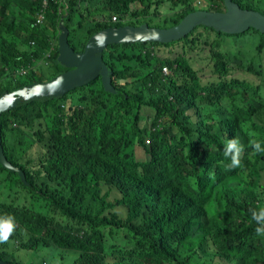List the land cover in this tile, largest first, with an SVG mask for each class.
<instances>
[{
    "label": "trees",
    "instance_id": "trees-1",
    "mask_svg": "<svg viewBox=\"0 0 264 264\" xmlns=\"http://www.w3.org/2000/svg\"><path fill=\"white\" fill-rule=\"evenodd\" d=\"M45 1L0 0V94L69 71L59 62L67 14L70 43L84 52L102 30L136 21L171 28L199 11L198 0L51 1L38 23ZM206 1L209 11H226L227 0ZM233 1L264 15V0ZM249 31L261 36L262 53L264 33L254 28L231 35L204 25L173 43L110 45L104 58L118 93L100 77L62 99L4 113L5 151L27 183L0 164L9 173L0 216L16 224L0 259L24 264L12 253L13 240L23 250L74 253V264H264V237L251 219L264 207V152L250 144L264 148V127L252 120L263 106H251L245 84L231 77L262 71L231 63L223 51L228 38ZM176 48L174 56L159 53ZM207 64L210 82L202 79ZM228 138L244 147L240 167L224 156ZM137 145L146 148V161Z\"/></svg>",
    "mask_w": 264,
    "mask_h": 264
},
{
    "label": "water",
    "instance_id": "water-1",
    "mask_svg": "<svg viewBox=\"0 0 264 264\" xmlns=\"http://www.w3.org/2000/svg\"><path fill=\"white\" fill-rule=\"evenodd\" d=\"M65 15L61 21L59 38V62L69 71L53 80L34 83L14 92L0 94V118L13 109L30 105L33 102L46 103L62 99L69 92L103 79L109 93H118L114 85V70L105 62L104 53L110 45L128 43H173L184 39L200 25L223 31L225 34H242L251 28L264 33V15L253 10H243L233 0L226 1L225 12L199 10L189 14L179 25L171 28L151 27L148 23L140 26L127 25L111 27L95 34L84 52H77L70 43V29ZM0 164L10 172H17L27 183V175L20 167L15 166L7 157L3 127L0 121ZM0 264H14L0 259Z\"/></svg>",
    "mask_w": 264,
    "mask_h": 264
},
{
    "label": "rangeland",
    "instance_id": "rangeland-1",
    "mask_svg": "<svg viewBox=\"0 0 264 264\" xmlns=\"http://www.w3.org/2000/svg\"><path fill=\"white\" fill-rule=\"evenodd\" d=\"M199 1L203 3V6H199V10H208L207 7H209V3L206 0H198V4ZM98 2L102 3L103 0H98ZM258 8L261 12H264V3L259 4ZM133 25L140 26V24H138V21L134 22ZM228 39L229 40L226 41V44L223 47V51L231 54V63L236 64L240 61H244V64L253 65L256 68V71H262V74L260 76L242 71H234V73H231V77H239L241 81L245 84L244 88H247L248 93L246 97H248L251 106H263L262 110H260L255 115V117L252 118V120L258 125L264 127V51L262 53H259L258 51V46L261 42V36L253 31H249L246 35L239 37H231ZM179 52H181V48L163 49L159 53L161 55L174 56L176 53ZM209 53L210 50L207 48V51L203 53L204 57L207 58ZM42 64L43 63H41L40 65ZM260 64L263 68L259 67ZM199 66V63H195L196 68H199ZM212 78L213 74L210 70V64H207V67L202 73V79L204 82H210ZM257 86H259L260 88L256 89ZM240 91L243 93L242 89H240ZM150 113L151 112L149 111L147 115H150ZM147 123L148 118L144 120V124ZM249 135L254 136L260 134L252 131L249 133ZM134 149L137 153V157L139 160L146 161L148 159L145 147L137 145L134 147ZM8 176L9 173L7 171H3L0 167V195L2 193V190L7 189L9 186V182L7 181L9 180ZM6 198L7 194H5L3 199L5 200ZM2 201L3 200H0V202ZM44 212L46 213L47 211ZM10 246L12 249V253H15L16 258L24 264H74L75 258L77 256L74 253H66L53 246L47 247L43 245L36 251L23 250L19 249L16 242L13 240L10 242Z\"/></svg>",
    "mask_w": 264,
    "mask_h": 264
},
{
    "label": "clouds",
    "instance_id": "clouds-1",
    "mask_svg": "<svg viewBox=\"0 0 264 264\" xmlns=\"http://www.w3.org/2000/svg\"><path fill=\"white\" fill-rule=\"evenodd\" d=\"M250 144L255 152H264L258 140H251ZM244 151L243 145L237 138H228L224 142V156L230 158V167L237 168L241 165V155ZM251 219L256 222L255 232L264 237V207L251 211ZM16 228L15 218L11 215L0 216V244L7 243Z\"/></svg>",
    "mask_w": 264,
    "mask_h": 264
},
{
    "label": "built area",
    "instance_id": "built-area-1",
    "mask_svg": "<svg viewBox=\"0 0 264 264\" xmlns=\"http://www.w3.org/2000/svg\"><path fill=\"white\" fill-rule=\"evenodd\" d=\"M51 1H55L57 4L59 3H63V4H68V1L69 0H46L45 3H44V9L42 10V12L39 14V17H38V23H43L44 20H45V14H46V9L48 8L49 4ZM203 3L201 1H199V6H202ZM68 6V5H67ZM114 21L115 22H118V18H114ZM47 56L50 57V53H47ZM32 71V68L31 69H22L18 72V75L20 76H23V77H26L30 72ZM165 73L167 75H170L171 72L169 70V68H165ZM150 143V140L148 141ZM46 264H49V263H46Z\"/></svg>",
    "mask_w": 264,
    "mask_h": 264
}]
</instances>
